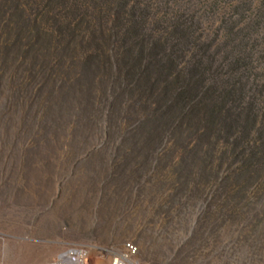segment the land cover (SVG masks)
Returning <instances> with one entry per match:
<instances>
[{
  "label": "rangeland",
  "instance_id": "obj_1",
  "mask_svg": "<svg viewBox=\"0 0 264 264\" xmlns=\"http://www.w3.org/2000/svg\"><path fill=\"white\" fill-rule=\"evenodd\" d=\"M129 242L264 264V0H0V264Z\"/></svg>",
  "mask_w": 264,
  "mask_h": 264
},
{
  "label": "built area",
  "instance_id": "obj_2",
  "mask_svg": "<svg viewBox=\"0 0 264 264\" xmlns=\"http://www.w3.org/2000/svg\"><path fill=\"white\" fill-rule=\"evenodd\" d=\"M138 247L127 243L119 253H110L103 248L95 250L84 246H70L62 250L50 264H137ZM107 259L106 261H102Z\"/></svg>",
  "mask_w": 264,
  "mask_h": 264
}]
</instances>
